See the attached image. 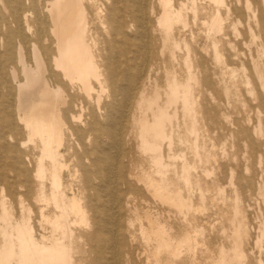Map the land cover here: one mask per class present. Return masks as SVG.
Returning <instances> with one entry per match:
<instances>
[{
	"label": "bare ground",
	"instance_id": "bare-ground-1",
	"mask_svg": "<svg viewBox=\"0 0 264 264\" xmlns=\"http://www.w3.org/2000/svg\"><path fill=\"white\" fill-rule=\"evenodd\" d=\"M152 1L113 0L133 9L112 7L104 14L100 0H0V215H7V197L42 204L39 229L28 206L12 232L3 230L0 264H80L77 254L86 253L89 264H150L137 249L120 259V201L136 207L157 200L182 214L184 200L168 189L169 148L173 136L182 141L185 118L193 119V95L172 79L159 103L156 87L142 80L148 43L140 46V60L126 34L130 17L137 35L146 38ZM157 4L155 22L169 40L182 8L173 9L170 0ZM157 141L165 142L164 149ZM65 176L79 186H70L69 200ZM144 219L158 245L153 264H161L160 252L183 263L182 248L190 239L184 223L172 234V227L146 214ZM75 227L91 232L75 236ZM199 235L196 227L192 241ZM230 258L214 264H234Z\"/></svg>",
	"mask_w": 264,
	"mask_h": 264
},
{
	"label": "rangeland",
	"instance_id": "rangeland-1",
	"mask_svg": "<svg viewBox=\"0 0 264 264\" xmlns=\"http://www.w3.org/2000/svg\"><path fill=\"white\" fill-rule=\"evenodd\" d=\"M170 1L173 9H182L180 20L171 26L169 40L155 22L161 9L157 0L152 1V8H146V38L137 35V24L130 17L126 19V34L140 60V46L148 43L142 80L156 87L159 103L165 101L166 86L172 79L191 89L193 119L185 118L186 129L179 130L182 141L173 136L167 174L168 189L172 195L179 192L186 208L179 214L173 206L161 205L157 200L149 201L147 206L137 202L136 207H126L120 201V259L129 249H137L142 260L153 264L158 245L154 236H149L146 214L160 226L172 227V234H177L180 223H184L190 239L183 245L181 264H214L230 257L234 264H264V0ZM100 2L104 14L112 7L120 11L133 9L132 4ZM215 17L218 23L212 25ZM114 38L121 41L116 35ZM192 120L195 133L189 132ZM157 144L163 149L166 146L161 141ZM143 166L149 172L147 163ZM71 185L74 190L79 187L65 176L68 200L72 197ZM124 189L118 185V190ZM28 206L32 210L31 223L39 229L41 203L5 199L7 215H0V247L3 230L12 232L27 217ZM196 227L200 235L192 241ZM72 230L75 236L91 232L79 227ZM45 233L50 236V228L46 227ZM65 243L69 244L67 237ZM82 249L88 251L83 241ZM87 255L77 254L80 264L90 263ZM158 259L161 264H180L164 252L158 254Z\"/></svg>",
	"mask_w": 264,
	"mask_h": 264
}]
</instances>
